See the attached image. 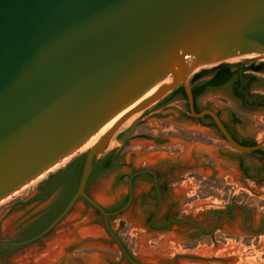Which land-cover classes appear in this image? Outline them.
Listing matches in <instances>:
<instances>
[{
  "label": "water",
  "instance_id": "water-1",
  "mask_svg": "<svg viewBox=\"0 0 264 264\" xmlns=\"http://www.w3.org/2000/svg\"><path fill=\"white\" fill-rule=\"evenodd\" d=\"M261 56L264 0H0V201L89 142L164 76H173L2 214L0 264H253L247 257L264 252V228L246 233L242 217L223 223L217 245L186 243L182 224L150 227L158 201L154 184L143 186L150 174L137 178L136 205L125 210L134 176L173 169L162 215L181 223L188 209H223L233 200L253 212L258 226L264 180L243 179L237 163L221 154L247 160L242 152L264 151V113L250 120V139L259 144L240 143L216 111L232 105L233 89L200 88L209 77L191 78L232 66L239 79L240 67L242 74L253 70L252 63L264 64ZM181 85L187 98L172 93ZM247 85L264 95V74ZM207 115L227 141L197 118ZM162 160L167 162L158 167ZM59 184L64 190L53 211L63 207L61 212L41 220L47 226L38 233L25 230L21 224L46 205L32 201L37 188L49 195ZM81 197L87 201L77 202Z\"/></svg>",
  "mask_w": 264,
  "mask_h": 264
},
{
  "label": "flooded vegetation",
  "instance_id": "flooded-vegetation-1",
  "mask_svg": "<svg viewBox=\"0 0 264 264\" xmlns=\"http://www.w3.org/2000/svg\"><path fill=\"white\" fill-rule=\"evenodd\" d=\"M240 68L238 71L239 79L236 78V74L234 73L218 74L216 72L217 70L211 73L203 74V77H209V80L202 83L198 87L201 88L204 85H206V87H211V89H215L217 87L218 88H225V87L230 88L231 87L233 89V101H231L232 105L231 106L225 105L224 110H216V111L222 118L224 124L227 126L232 136L238 142L247 144V145H255L259 143L258 141H255L254 139L252 140L250 139L251 137L250 133L252 131V128L250 127V124H251L250 120H253L254 122L256 118V114L264 113V95L259 94L260 89H256V88L251 89L247 87L248 86L247 84L248 82H251L257 79L258 74H264V66L256 70L253 69L251 71L244 69L242 74H241ZM249 72L251 73L249 74ZM198 87H196L195 89V107L198 111H200L204 108H200L198 106V99H199V96L197 93ZM204 95L205 93L203 92L201 96L203 97ZM221 102L226 104V101H221ZM205 108H212V107H205ZM224 111L226 112L227 119L224 115ZM197 118H199L198 120H200V122H203L206 125V127H208V129L210 130L216 129L218 136L226 140V138L223 136V134L220 132V130L216 126L212 117L207 115L204 117H197ZM206 119L209 120L207 123H205ZM234 129L240 134H242V136L245 134L244 137L240 138L239 134H237V132ZM262 144L264 145V142ZM241 154L248 155V159L239 160L237 157H234L229 154H224V153H222L221 156L232 161L233 163H237L240 171L242 172L244 176L243 179H250L256 182L257 181L260 182L261 180H264V151L261 149H258V150H254L251 152H242ZM164 162H167V161L162 160L158 162L157 166L158 167L164 166ZM172 170L166 171L164 175L159 173V171L156 169L154 170L155 173L143 172V173H140L134 176L133 181H132L133 199H132L131 204L125 211L130 210L134 205H136L134 201H135L137 178L140 177L141 175L150 174V177L146 178V180L143 182V186L146 190L149 188L150 184H154L153 187L154 189H156V194H157V199H158L156 208L154 209L152 216L147 222V224L150 227L171 229L174 226V224H182L184 226L183 235L185 237V242L190 245L199 244L200 242H202V240L203 242L207 241L212 245H217L219 242H221L220 238L222 234L221 229H222L223 223H227L228 225H230L238 217H242V222L240 223L239 226L244 232L250 233V234H254V233L261 234L262 233L263 228H264L263 227L264 218L261 217L258 223V226H256L253 212L250 209L246 208L245 206L239 205L236 201H233V200L227 202V205L223 209L216 208V209L201 210L197 214L194 213L193 209H190V210L188 209L185 211V214L181 218H179V219H182L181 223L177 222L175 220L176 219L175 217H171V216L165 217V215H162V213L164 212L163 211L164 201L166 199L165 192L171 194L170 183L168 182V180L171 174H173ZM81 174H82V171H81ZM90 177L86 185V191L88 193H89L88 186H89ZM78 185H79V182L73 194L77 190ZM128 185H129V195H128V199H129L130 194H131L130 178L128 180ZM62 190H64V185L59 184L55 187V190L51 194L42 195L41 187L37 188V192L34 195L35 198H33L34 200L32 201L34 202V201L39 200L40 202L38 203L37 206L43 203H46V205L43 208H41L39 212H36V214L33 216L34 218L31 217L26 223L21 224L22 226L25 225L24 226L25 230H28L36 234L47 226V224L44 226H40L39 223L41 220H43L45 217H47L50 214H51L50 219H53L61 212L63 207H61L59 210H55V211L53 210L55 208L56 202L59 200V195L61 194ZM57 192H59L57 196H54ZM80 199H85V198L81 197L77 200V202ZM128 199L120 206H113L111 208L105 207V208L109 211L116 210L120 208L121 206H123L128 201ZM76 203L74 204L72 209L67 213V215L70 214V212L75 207ZM185 204L188 205V202ZM144 205L145 203H143L142 206ZM137 208L139 209L140 205L139 206L137 205ZM67 215H65V217ZM112 216L114 215L108 216L109 222ZM65 217H63V219ZM63 219H61V221H59V223L55 227L61 224ZM255 227L259 229L255 230Z\"/></svg>",
  "mask_w": 264,
  "mask_h": 264
},
{
  "label": "rangeland",
  "instance_id": "rangeland-1",
  "mask_svg": "<svg viewBox=\"0 0 264 264\" xmlns=\"http://www.w3.org/2000/svg\"><path fill=\"white\" fill-rule=\"evenodd\" d=\"M250 57H254V56H250ZM249 56L247 58H250ZM257 60H260L261 62H264V58L263 57H258ZM235 60L233 59H228V62H234ZM154 104V103H153ZM152 104V105H153ZM151 106V105H150ZM149 106V107H150ZM148 108V107H147ZM146 110V109H145ZM140 111L138 113H136L135 118L133 119V121L130 124H127L125 126L120 127V129L117 131V133L114 135V137L109 141V143L119 134L122 133L123 131L127 130L135 120H137L142 113L145 111ZM109 143L107 144V146L109 145ZM106 146V147H107ZM105 147V149H106ZM85 150H81V151H77L74 155H72L65 163L60 164L57 168L48 171L39 181H37L35 184H32L30 186H27L25 188H23L21 191H19L18 193H15L9 197H6L5 199H3V201H0V211L1 212H5V210L12 204H18L22 201H20V198H24L27 197L32 190L38 186L46 177H48L50 174L58 171L59 169L63 168L65 165H67L68 163H70L72 160H74L75 158H77L80 154H82ZM2 216V215H1ZM0 216V217H1ZM248 261L250 263L253 264H264V252L263 251H259L256 254L249 256Z\"/></svg>",
  "mask_w": 264,
  "mask_h": 264
},
{
  "label": "bare ground",
  "instance_id": "bare-ground-1",
  "mask_svg": "<svg viewBox=\"0 0 264 264\" xmlns=\"http://www.w3.org/2000/svg\"><path fill=\"white\" fill-rule=\"evenodd\" d=\"M250 56H260L257 54H250ZM262 57V56H261ZM173 79L172 74H168L166 76H164L145 96H143L139 101H137L135 104H133L131 107H129L128 109H126L125 111L119 113L118 115H116L114 118H112L110 121H108L90 140L89 142H86L84 144H82L79 148H77L73 153H71L69 156L65 157L63 160H61L60 162H58L57 164H55L53 167H51L49 170L45 171L44 173H42L41 175H39L38 177H36L35 179H33L32 181H30L29 183H27L25 186L21 187L20 189H18L17 191H15L13 194L18 193L19 191H21L23 188L30 186L32 184H35L37 181H39L48 171L53 170L55 168H57L60 164L65 163L72 155H74L77 151H81V150H86L89 148L90 143L92 145H94L99 138L108 130L109 127H111L116 120H118V118L120 116H122L125 112H127L129 109H131L132 107H134L136 104H138L139 102H141L142 100H144L145 98L151 96L154 92H156V90L160 87L161 84L165 83V82H170ZM136 114L132 115L131 117H129L123 124L122 126H125L127 124H130L133 119L135 118ZM121 126V127H122ZM11 194V195H13ZM9 195V196H11ZM8 196V197H9ZM5 199V198H4ZM6 200V199H5ZM3 201V200H1Z\"/></svg>",
  "mask_w": 264,
  "mask_h": 264
},
{
  "label": "trees",
  "instance_id": "trees-1",
  "mask_svg": "<svg viewBox=\"0 0 264 264\" xmlns=\"http://www.w3.org/2000/svg\"><path fill=\"white\" fill-rule=\"evenodd\" d=\"M263 65H264V64H262V63L257 64V65H254V63H252V64H251V67H252L253 69L256 70V69L261 68ZM231 69H232V66H229V67H227V68H221V69L217 70L216 72H217L218 74L232 73ZM202 76H203V74H202L201 72H197V73H195V74L192 76V78H191V82L196 81L197 79L201 78ZM193 92H194V95H195V89H193ZM172 93L175 94V95H176V94H182L185 98H187L183 85H181V86H179L178 88H176ZM178 96H179V95H178ZM96 159H97V157H96ZM96 159H95V160H96ZM112 161H113V154H112V156H110L108 159L106 158V160H104L103 165L107 167V166H109V165L112 163ZM51 220H52V219H50V221H51Z\"/></svg>",
  "mask_w": 264,
  "mask_h": 264
},
{
  "label": "crops",
  "instance_id": "crops-1",
  "mask_svg": "<svg viewBox=\"0 0 264 264\" xmlns=\"http://www.w3.org/2000/svg\"><path fill=\"white\" fill-rule=\"evenodd\" d=\"M158 101H159V100H158ZM155 103H156V102H155ZM146 109H147V108H146ZM25 198H26V197H24V198H23V197L20 198V201H23ZM14 205H16V204H12V205H10L6 210H8L10 207H12V206H14ZM6 210H5V211H6ZM3 213H4V212H1V211H0V216H1ZM248 258H249V256L247 257V261H248ZM248 262H249V261H248Z\"/></svg>",
  "mask_w": 264,
  "mask_h": 264
}]
</instances>
